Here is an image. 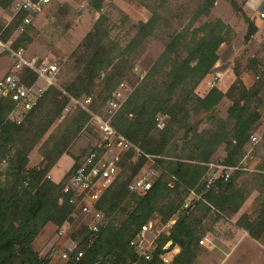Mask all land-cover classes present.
Masks as SVG:
<instances>
[{
	"label": "trees",
	"instance_id": "16d2710c",
	"mask_svg": "<svg viewBox=\"0 0 264 264\" xmlns=\"http://www.w3.org/2000/svg\"><path fill=\"white\" fill-rule=\"evenodd\" d=\"M14 1L0 0V7L8 9ZM132 1L146 6L152 15L148 21L134 25L135 34L128 43L122 45L112 37L109 20L101 14L58 72L60 86L51 85L38 105L23 114L21 122L11 117L15 101L0 99V264H50L48 257L35 249L34 242L48 224L61 229L74 222L77 202L64 194V188L100 140L93 125L94 115L106 111L113 128L141 152L132 149L122 158L120 173L96 204L97 211L106 217L105 224L96 232L86 223L73 233L76 247L67 251L66 264H169L163 256L176 248L180 252L170 264H196L202 250L200 240L209 230L203 222H232L237 215L234 228L255 240L263 237L264 167L249 173L243 161L246 147L250 144L258 148L261 140L252 142L264 119V61L242 53L234 61V81L229 88L215 84L203 94L200 87L215 70L221 46L230 45L236 32L222 19L209 20L218 0H202L189 22L169 36L163 52L113 111L110 102L114 93L134 71L135 59L165 21L160 9L169 2ZM226 1L248 25V41L257 31L254 20L239 0ZM103 3L91 0L90 5L101 13ZM24 17V13L16 17L5 40ZM29 29L31 25L13 45L15 50H24L33 42ZM245 70L256 75L251 88L242 78ZM20 76L28 86L38 77L28 67ZM73 98L92 101L88 109L77 107L65 113ZM224 98L232 103L226 118L217 111ZM163 116L166 123L160 128ZM84 132L98 139L93 138L88 147L75 154ZM39 147L43 160L32 167V153ZM221 148L226 157L218 164L225 169L216 176L217 170L211 165ZM64 155L72 156L75 163L56 182L49 176ZM148 160L158 171L152 188L143 193L130 191L129 186ZM191 192L199 198L191 209H184ZM255 192L259 193L255 211L241 213ZM153 220L175 223L168 234L157 237L148 259L131 242L142 226Z\"/></svg>",
	"mask_w": 264,
	"mask_h": 264
},
{
	"label": "rangeland",
	"instance_id": "374dc122",
	"mask_svg": "<svg viewBox=\"0 0 264 264\" xmlns=\"http://www.w3.org/2000/svg\"><path fill=\"white\" fill-rule=\"evenodd\" d=\"M201 1L202 0H169V2L160 9V13L165 21H163L157 29L156 35L150 38L141 56L135 59L136 67L133 72L131 71L128 74L124 81L125 88L122 91V98L126 100L128 94L138 85L146 74V71L163 52L169 36L189 22ZM223 1L226 3L225 5H227L228 9L224 11L221 10L222 14L226 16V20L233 21L234 25L225 20L223 21L231 25L236 32L235 40L230 45L224 44L225 46L219 50L220 60H222L221 65L226 79L230 76L235 59L242 53L248 57L257 55L264 61V48H261L264 44L261 45L258 43L259 45H257L253 37L258 31V27H256V33L251 36L248 41H245L246 34L248 33V25L241 15L235 13L232 6L226 0ZM90 2L91 0H51L46 10L34 18L31 29H29V34L33 38V42L28 44L24 49V55L28 59H33L32 57H34L50 63L58 62L60 71L70 55L78 49L89 31L92 30L101 14L107 16L112 37L122 45L128 43L135 34L134 25L140 21H148L152 15L151 11L146 6L132 0H104L101 13H98L90 5ZM239 2L243 3L244 6V0H239ZM146 3L152 4L153 0H147ZM221 7L222 6H220V9H222ZM220 9L216 11L213 10L209 20L221 19L215 18L217 14H213V12L219 13ZM13 15V5L8 9L0 7V79L13 69L15 63L11 55L4 52L2 44L8 43L10 47L14 49L13 45L24 33L19 32L18 27L14 30L9 39H4V36L8 34L15 19L8 27L4 28V26ZM229 68H231V70L228 71ZM68 69L69 68H66L64 70L63 75ZM209 82H211V84ZM215 84L219 85L217 81L210 76L200 87V90L204 94L209 87ZM53 85L60 86L56 79ZM91 99L73 98L72 102L67 106L65 113H70L71 110L77 107L88 109L92 101ZM86 100H90V102L86 103ZM231 104L229 99H223L217 107L220 117H227L228 109ZM108 113L109 111H106L103 112L102 115H94L93 125L98 135H101V132L98 127L99 120L97 117L111 124L110 113ZM262 113L264 114L263 109ZM162 118L166 123V117L163 116ZM14 119H16V117H14ZM203 127L208 128L209 125H204ZM255 135L261 139L260 143L257 145L258 148L249 144L246 147L247 155L243 161V166L249 173L261 169L260 167H264V119L257 128ZM93 138H95V141L98 139V137L92 135V133L84 132L78 139L74 151L79 153L80 150L88 147L89 143H92ZM225 157L226 153L224 148H221L214 158V163L212 165L221 166L218 162L222 161ZM42 160L41 148H36L32 153L30 166L35 167L39 165ZM62 161L60 169L58 168L59 172H65L69 165V160L65 156L62 158ZM216 170V175L219 176L223 168H216ZM147 172L153 173L154 177L158 174L151 160L147 161L136 177ZM254 194L257 195L255 200L252 202L250 201L244 210L242 208L241 213H252L255 211V203L257 202L259 193L256 192ZM251 197L249 199H252ZM211 204H213V202H211ZM73 216V223H67L61 229L53 225L51 228L43 230L34 242L35 249L42 256L48 257L50 264L67 263V260H65L62 255L76 246V242L72 238L73 233L82 225L90 223L89 217L79 210L75 211ZM237 218L238 215L233 217L232 222L228 220H219L212 223L211 221L203 222L209 230L201 240L206 237L208 240L205 244H201L200 240L202 250L196 264H261L264 258V235L261 238L263 242L255 239L252 240V238L248 237L243 238L242 234L245 231L236 229L233 226ZM151 224L152 230L148 233V237L150 240L154 238L155 242L160 234H168L171 227V223L163 224L158 220L151 221ZM222 240H225V244L219 250L210 248L213 243L215 245L216 242ZM236 243L239 244L234 246ZM216 246L218 247V245Z\"/></svg>",
	"mask_w": 264,
	"mask_h": 264
},
{
	"label": "built area",
	"instance_id": "2783aa9c",
	"mask_svg": "<svg viewBox=\"0 0 264 264\" xmlns=\"http://www.w3.org/2000/svg\"><path fill=\"white\" fill-rule=\"evenodd\" d=\"M51 0H15L13 3V17L6 23L4 28L16 19L21 13L25 14L23 22L19 26V32H24L26 26L32 25L36 16L42 14ZM264 18V14H261ZM4 52L11 55L15 60L13 69L0 79V99L9 97L15 101L16 106L11 115L12 119L16 117V121L21 122L25 112L32 110L38 105L39 100L54 84L56 76L59 72L58 62H47L38 58L28 59L24 55V50H15L8 43L2 44ZM30 68L37 73L36 81L28 86L24 84L20 73L25 68ZM125 88L123 82L119 89L114 93L113 100L110 102V107L114 111L119 108L120 104L125 101L122 98V91ZM90 100H86L89 103ZM99 120L98 127L101 132V138L91 152L84 158L74 172L71 180L64 188V194L71 198V201L76 203V211H81L84 215L90 218L89 227L93 231H99L101 226L105 224V215L96 209L97 202L102 198L103 194L112 185L121 170L122 158L132 149H135L140 154L141 150L130 140L120 135L113 126L104 121ZM161 118L159 127L164 128L165 122ZM260 137L252 136L253 144L259 141ZM212 167L225 169L222 166L211 165ZM217 176V175H216ZM153 173H145L137 177L129 186L132 192H146L153 186ZM213 179L208 181V186L211 185ZM199 196L195 192H191L185 201L184 209H191L194 201ZM175 220H172V224ZM152 230V224L148 223L142 226V230L137 237L131 242L135 246L140 255L150 258V252L155 248V239L150 240L148 233ZM208 240H201V244H205ZM76 246L69 249L73 250ZM168 247V246H167ZM175 251V250H174ZM173 251V252H174ZM82 256V254H80ZM62 257L69 260L68 252H65ZM172 253L163 256L165 263L172 262Z\"/></svg>",
	"mask_w": 264,
	"mask_h": 264
},
{
	"label": "crops",
	"instance_id": "0c3cea01",
	"mask_svg": "<svg viewBox=\"0 0 264 264\" xmlns=\"http://www.w3.org/2000/svg\"><path fill=\"white\" fill-rule=\"evenodd\" d=\"M226 3L223 1V0H218L216 2V5H215V8L213 9L214 11L220 9V6H222L220 9V12L219 13H214L213 14H217V16L215 18H221L222 20H225L227 21L228 23L234 25V22L233 21H229V20H226V16H224L222 14V11H224L225 9H228L227 5H225ZM243 9L245 11V13L247 14V16L251 19L254 20L255 22V25L256 27H258V31L257 33L253 36L255 41H256V44L259 45L258 43H260L261 45L264 44V18L261 17V14H264V0H244V6H243ZM222 10V11H221ZM34 21V20H33ZM260 45V46H261ZM225 45L223 44L221 46V49L224 47ZM259 46V47H260ZM261 48H264V46H261ZM25 52V51H24ZM34 58V57H32ZM222 60H219V62L217 63L216 67H215V70L213 71L211 77L217 81V84L221 85L220 87H222L223 89H228L229 86L232 84V82L234 81V73H233V69L231 70V68L228 69L231 70L230 72V76L228 78L225 79L226 75L224 74L223 72V67H222ZM8 74V73H7ZM225 76V77H224ZM242 78L246 84L247 87L251 88L253 86H255L256 84V75L250 71V70H245L242 74ZM261 97L263 99V106L261 108V111L263 109V112H264V89L262 90L261 92ZM75 154H78V152L76 153L75 151H73ZM66 157L68 158L69 160V165H68V168L65 172H59L58 171V168L60 169V164L63 162L62 161V158L63 157ZM61 160L59 161V163L57 164V166H55V168L51 171L50 173V178L53 179L54 181L56 182H60L62 180V178L72 169V167L74 166V163H75V160L72 156L70 155H64ZM251 158V157H250ZM249 158V159H250ZM248 159V160H249ZM249 162V161H248ZM40 164V163H39ZM256 193V192H255ZM257 197L256 194H254L251 198L252 199H249L244 207H243V210L246 208V206L250 203V201L252 202L253 200H255V198ZM175 222H173L171 224V226H173ZM51 226H53V224H48L44 230H46L47 228H51ZM55 226V225H54ZM171 228V227H170ZM242 237L243 238H251L247 232H243L242 234ZM264 239V238H263ZM253 240V239H252ZM228 241V240H227ZM257 241H261L263 242L261 239L257 240ZM229 242V241H228ZM225 244V240H222V241H219V242H216V244L213 245L210 247L211 249H220L223 245ZM237 244L239 243H236L234 244V246H236ZM218 245V247L216 246ZM34 246H35V243H34ZM180 252V249L176 248L174 252H172V258L175 257L178 253ZM261 264H264V258L261 262Z\"/></svg>",
	"mask_w": 264,
	"mask_h": 264
}]
</instances>
